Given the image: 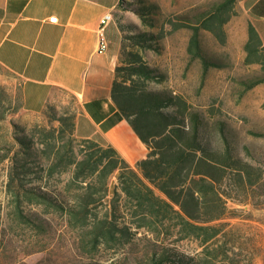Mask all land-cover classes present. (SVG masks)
Returning a JSON list of instances; mask_svg holds the SVG:
<instances>
[{
    "label": "trees",
    "instance_id": "trees-1",
    "mask_svg": "<svg viewBox=\"0 0 264 264\" xmlns=\"http://www.w3.org/2000/svg\"><path fill=\"white\" fill-rule=\"evenodd\" d=\"M236 2L213 0L207 8L193 9L194 17L180 16V20L168 19L166 23L172 30H193L190 51L204 67H223L222 60L203 48L199 35L207 30L225 42L224 25L236 13ZM131 4L126 8L136 12L143 24L159 28V3L136 0V5ZM253 9L264 13V0ZM120 27L122 64L116 67L112 97L142 141L135 146L139 156L128 153L135 166L116 146L78 137L75 114L50 117L48 104L44 113L52 126L36 124L30 134L17 137L21 149L13 156L10 171V183L16 185L17 212L32 220L23 203L41 205V211L33 213L43 220L48 219L44 214L60 212L70 227L84 230L81 241L85 248L97 249L121 239L135 244L131 241L136 235L164 246L160 251L145 252L138 264L144 260L150 264H193V258L168 247V237L176 233L180 239L196 238L206 244L216 238L222 220L232 213L230 201L264 204L252 200L264 196V167L252 158L264 161L220 111L206 113L184 96L151 85L161 77L143 52L159 47L165 35L164 22L157 31L134 22L121 21ZM244 47L245 62L258 64L260 71L240 79L243 92L264 83V40L252 23ZM54 120L58 125H53ZM116 171L118 182L111 194L110 179ZM64 173L68 176L62 188L51 189L49 177ZM98 207L104 209L102 215Z\"/></svg>",
    "mask_w": 264,
    "mask_h": 264
},
{
    "label": "rangeland",
    "instance_id": "rangeland-1",
    "mask_svg": "<svg viewBox=\"0 0 264 264\" xmlns=\"http://www.w3.org/2000/svg\"><path fill=\"white\" fill-rule=\"evenodd\" d=\"M128 1L131 6L136 3V0ZM149 1L160 4L159 28L163 22L165 24V35L159 40V47L143 52L145 60L157 67L161 77L151 85L173 90L206 113L210 114L212 109L220 111V116L239 131L244 141L253 144L256 154L264 161V134H255L251 130L259 129L264 133V83L245 92L240 83L241 78H249L260 71L258 64L245 62L248 0H237L236 13L224 25L225 42L207 30L200 31L203 48L224 64L223 67L208 68L190 51L193 30L189 27L172 30L166 21H177L186 15L194 17L193 9L207 8L213 0ZM140 23L143 29H159ZM47 109L50 117L65 113L76 116L78 102L73 95L62 92ZM36 124L52 126L44 112L30 113L23 108L21 79L0 65V264H138L148 250L160 251L164 247L136 235L131 241L135 244L121 239L99 245L97 249L85 248L81 241L84 230L70 227L60 212L44 214L48 219L43 220L33 213L41 211V205L23 203L25 213L31 214L32 220L20 217L16 185L10 183L12 158L21 149L17 137L30 134ZM53 125H58V121L54 120ZM32 144L36 145L37 141ZM252 159L264 167V162ZM118 173L116 171L110 179L111 194L118 182ZM67 176V173L54 174L47 183L51 189L60 190ZM252 200L261 204L264 196ZM229 204L232 213L222 220L224 225L216 238L202 245L199 239H180L174 233L167 239L168 247L175 253L193 258V264H264V204L256 206L252 202L232 201ZM97 212L102 215L104 209L98 207ZM143 264L150 263L144 260Z\"/></svg>",
    "mask_w": 264,
    "mask_h": 264
},
{
    "label": "crops",
    "instance_id": "crops-1",
    "mask_svg": "<svg viewBox=\"0 0 264 264\" xmlns=\"http://www.w3.org/2000/svg\"><path fill=\"white\" fill-rule=\"evenodd\" d=\"M128 2L0 0V65L21 79L26 111L42 113L60 93L73 95L78 102L77 136L116 146L135 166L128 153L139 156L135 146L142 141L112 97L116 67L122 64L120 22L141 27L142 19L126 8ZM259 2L248 0L246 14L248 26L252 23L264 40V13L253 9ZM110 11L109 45L100 52L97 31L101 17Z\"/></svg>",
    "mask_w": 264,
    "mask_h": 264
},
{
    "label": "built area",
    "instance_id": "built-area-1",
    "mask_svg": "<svg viewBox=\"0 0 264 264\" xmlns=\"http://www.w3.org/2000/svg\"><path fill=\"white\" fill-rule=\"evenodd\" d=\"M114 18V14L110 11L105 13L100 19V25L97 31L98 34V50L100 52L105 51L108 48L109 42L106 35V27L108 23ZM52 21H56L57 17L52 16L50 18Z\"/></svg>",
    "mask_w": 264,
    "mask_h": 264
},
{
    "label": "bare ground",
    "instance_id": "bare-ground-1",
    "mask_svg": "<svg viewBox=\"0 0 264 264\" xmlns=\"http://www.w3.org/2000/svg\"><path fill=\"white\" fill-rule=\"evenodd\" d=\"M113 13V12H112Z\"/></svg>",
    "mask_w": 264,
    "mask_h": 264
}]
</instances>
